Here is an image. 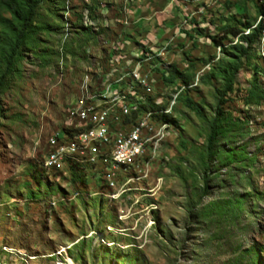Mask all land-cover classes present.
I'll return each mask as SVG.
<instances>
[{"label":"rangeland","instance_id":"1","mask_svg":"<svg viewBox=\"0 0 264 264\" xmlns=\"http://www.w3.org/2000/svg\"><path fill=\"white\" fill-rule=\"evenodd\" d=\"M138 2L52 0L37 10L39 29L0 90V264H264V17L251 0H150V15L128 19ZM231 15L262 19L263 30L222 106L205 175L222 81L203 77L226 58L209 37L221 38ZM93 57L107 86L77 100ZM172 66L189 84L164 80ZM175 95L170 113L159 112ZM159 107L146 115L142 153L115 161L120 137ZM155 114L173 121L158 141ZM99 130L106 142L83 141ZM51 135L59 147L44 151Z\"/></svg>","mask_w":264,"mask_h":264},{"label":"trees","instance_id":"2","mask_svg":"<svg viewBox=\"0 0 264 264\" xmlns=\"http://www.w3.org/2000/svg\"><path fill=\"white\" fill-rule=\"evenodd\" d=\"M50 1L52 0H0V60L2 63L0 71V90L4 86L6 78L15 71V66L21 58L22 48L26 45L30 35H32L35 30L39 29L34 21L37 10L41 5ZM251 1L255 6L257 15L264 17L263 0ZM67 3H69V1H67ZM68 5L69 4H67V6ZM228 20L229 22L220 28L223 33L221 38L218 39L216 36L209 37L214 45L221 46V50L226 58H224V61L221 60L217 65L213 66L208 74L203 77L208 79H220L222 81V89L218 92L214 115L208 122L205 135L206 162L203 163L205 175H207L209 170L208 163L219 153L218 141L222 134V106L226 102V96L233 91L236 73L241 66V60L246 58L252 46L259 42L263 30L262 19L257 22H255V20L254 22H248L243 18H236L235 15H231ZM40 28L43 30L46 29V26H41ZM94 29L97 31L96 28ZM245 29H248V33L246 34L243 33ZM101 31H103V29H101ZM197 34L200 33L197 32ZM229 35L236 38L237 42L223 47L222 39ZM239 41L243 44L239 43ZM159 76H161V74ZM190 77L191 75L179 71L175 66H172L169 74L165 73L164 80L167 83L180 80L187 85L190 82ZM139 102L140 103L130 111L132 116L137 115L135 118L141 115L138 114V111L144 103V101ZM183 104L196 114H201L200 107L197 103L192 101L191 98L185 97L183 99ZM159 109H161V107L150 110L156 112ZM158 114H155V116L157 117ZM158 119L167 123L173 122L169 115H164L161 119Z\"/></svg>","mask_w":264,"mask_h":264},{"label":"bare ground","instance_id":"3","mask_svg":"<svg viewBox=\"0 0 264 264\" xmlns=\"http://www.w3.org/2000/svg\"><path fill=\"white\" fill-rule=\"evenodd\" d=\"M186 88V87H185ZM182 89H178L177 91H175V93L177 94L179 92H181ZM124 95H127V92H123ZM178 94V95H179ZM121 95V94H120ZM122 96L123 98H125V96ZM178 95L173 96L170 105L168 106V109H163V111H159V112H164L165 114L170 113L172 107L174 106L173 103L175 102V99L178 98ZM131 108V106H130ZM153 111H150L148 113L145 114V116L143 117L142 120L137 122V126L135 128L134 131H132L127 137L125 138H121L118 140V145H117V149L116 152L114 154V160L117 162H127L128 160H133L135 159V157H138L139 154L142 153V151L144 150V141L142 138V130L145 128H149V125L146 121V115H152ZM169 126V124L167 122H163L161 121L159 123V131H154L152 133V138H155L156 141H158L159 138V132L163 130V134L166 132L167 127ZM93 134V133H90ZM85 135V139L84 140H89L92 138V136L94 138H101L102 142H106L108 140L107 135L105 133L104 130H102V134L105 135Z\"/></svg>","mask_w":264,"mask_h":264},{"label":"crops","instance_id":"4","mask_svg":"<svg viewBox=\"0 0 264 264\" xmlns=\"http://www.w3.org/2000/svg\"><path fill=\"white\" fill-rule=\"evenodd\" d=\"M150 5H151L150 0H139V2H138L137 5L132 6L129 10L127 9L128 11L126 12V14H127L128 19L132 20V18H136V17L138 19H140V18H143V16H146L147 14L150 15V13H149V11H150L149 10L150 9ZM158 17H160V16H158ZM95 60H98V59L93 57L90 60L91 61L90 66H91V70H92V71L90 70V72H92V74L89 73L86 76V77H88L87 82H85V78L86 77H83L82 80H81V82L79 83V87L77 88V100H79L81 98L83 100L84 99H93V98L96 99L98 96L100 97V95H99L100 94V91L104 90V88L107 86V85L106 86L103 85V83L106 80L103 81L102 83L99 82L100 79H101V77H100V74L98 73V71L97 72H94L93 71V67L94 68L101 67V66H99L101 61L97 62ZM120 65L122 67L123 66L125 67V66H127V62L125 61L124 64L121 62ZM101 68H103V67H101ZM106 78L107 77H106L105 72H104V78L103 79H106ZM96 85H97V87H95ZM128 91H129V89H127L126 92L129 93ZM112 92L114 94H116V90H113L112 89ZM123 92H125V91H122V93ZM83 100L79 104H77V105L82 104V102H84ZM98 100H99V98H98ZM76 103H77V101L75 103H73L74 105H69V107H72L73 108L74 106H77ZM76 123L77 122L75 121V125H73L74 127H77ZM90 155H93V153H90L89 152V155H87V156H90Z\"/></svg>","mask_w":264,"mask_h":264},{"label":"built area","instance_id":"5","mask_svg":"<svg viewBox=\"0 0 264 264\" xmlns=\"http://www.w3.org/2000/svg\"><path fill=\"white\" fill-rule=\"evenodd\" d=\"M122 46L121 43L116 44V47ZM84 113V108L80 109L79 111H74V117H70V121H75V120H82V115ZM94 135H105L102 134V130H99L96 134ZM52 147H59V145L56 144V142L54 141V135H51V138H48L47 143L45 144L44 147V151L45 148H52Z\"/></svg>","mask_w":264,"mask_h":264}]
</instances>
